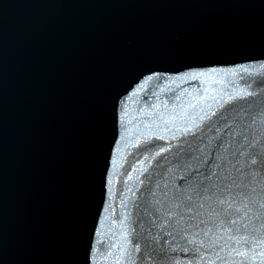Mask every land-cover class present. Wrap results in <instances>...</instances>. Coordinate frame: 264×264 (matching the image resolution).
Instances as JSON below:
<instances>
[{
	"label": "water",
	"instance_id": "95a60500",
	"mask_svg": "<svg viewBox=\"0 0 264 264\" xmlns=\"http://www.w3.org/2000/svg\"><path fill=\"white\" fill-rule=\"evenodd\" d=\"M233 181L264 203V0H0V264H264Z\"/></svg>",
	"mask_w": 264,
	"mask_h": 264
},
{
	"label": "snow or ice",
	"instance_id": "6c2138e0",
	"mask_svg": "<svg viewBox=\"0 0 264 264\" xmlns=\"http://www.w3.org/2000/svg\"><path fill=\"white\" fill-rule=\"evenodd\" d=\"M149 79H151V77H149ZM241 155H243V153H241ZM245 163L254 168L258 164V159L256 158V155L250 154L248 155ZM212 187L215 188V191L211 193L209 192L208 187L204 188V194L202 198L205 201H210L211 205H214V207L212 208V212L218 218L220 216H224L225 218H227L230 214H238L241 211V208L244 209V214L245 216H247V214L252 210L250 205L256 206L258 203L252 196V193L255 191V189H252V192L249 193L236 190L241 187H249V185L236 184L233 181L232 183H226L223 187H220L219 185H213ZM185 199L191 200V197L188 196L185 197ZM237 204H239V207H234ZM177 207H179V205H177ZM200 207L203 208L204 205L201 204ZM258 207L264 208V203H258ZM223 223L224 221L222 220L221 224ZM228 223L234 226L237 224V221L228 220ZM188 242L193 243L192 240H189ZM238 255H244V253H238Z\"/></svg>",
	"mask_w": 264,
	"mask_h": 264
}]
</instances>
